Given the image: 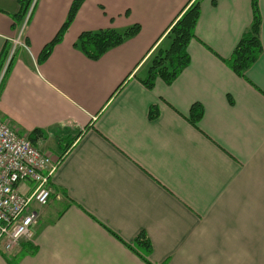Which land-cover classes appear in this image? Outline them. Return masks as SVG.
I'll use <instances>...</instances> for the list:
<instances>
[{"label":"crops","instance_id":"obj_1","mask_svg":"<svg viewBox=\"0 0 264 264\" xmlns=\"http://www.w3.org/2000/svg\"><path fill=\"white\" fill-rule=\"evenodd\" d=\"M74 1L38 0L22 33L19 0H0V54L20 34L26 45L14 52L0 118L21 136L43 132L34 145L60 161L48 204L31 207L33 241L0 244V264H264V0L263 53L245 78L227 60L252 0H200L189 66L153 89L138 76L194 0H85L39 63ZM134 25L139 34L98 61L75 48L86 31Z\"/></svg>","mask_w":264,"mask_h":264},{"label":"trees","instance_id":"obj_2","mask_svg":"<svg viewBox=\"0 0 264 264\" xmlns=\"http://www.w3.org/2000/svg\"><path fill=\"white\" fill-rule=\"evenodd\" d=\"M38 0H19L20 10L14 16L15 24L22 27L31 21ZM85 0H75L69 11L66 22L57 36L43 50L39 63H43L50 56L54 47L63 41L64 35L71 26L81 5ZM253 20L249 29L243 34L234 53L227 60V65L239 77L245 78L246 72L257 62L263 53L260 38L261 14L258 0H252ZM201 17V1L194 0L187 5L181 14L169 26L166 35L158 42L144 63V74L138 76L139 80L148 88L153 89L158 80L171 85L190 64L188 52L191 41L196 39V28ZM140 26L134 25L125 30L114 28L86 31L82 33L75 48L79 49L88 59L98 61L109 50L124 44L128 39L137 36ZM11 47L7 44L0 54V94L4 89L5 81L13 65V57L9 54ZM8 63V64H7ZM4 72L3 76L2 73ZM204 109L200 105H193L190 119L197 125L203 118ZM43 136V132L35 131L29 135L35 144ZM147 242H145L146 244Z\"/></svg>","mask_w":264,"mask_h":264},{"label":"built area","instance_id":"obj_3","mask_svg":"<svg viewBox=\"0 0 264 264\" xmlns=\"http://www.w3.org/2000/svg\"><path fill=\"white\" fill-rule=\"evenodd\" d=\"M13 43L10 57L16 47L26 48L23 40ZM59 164L0 118V244L7 251L33 241L38 214L31 207L48 204L50 181ZM21 184H32L31 194L22 193Z\"/></svg>","mask_w":264,"mask_h":264},{"label":"rangeland","instance_id":"obj_4","mask_svg":"<svg viewBox=\"0 0 264 264\" xmlns=\"http://www.w3.org/2000/svg\"><path fill=\"white\" fill-rule=\"evenodd\" d=\"M194 2V1H193ZM37 3H38V1H37ZM24 27L22 26L21 27V29L20 30H22V33H23V29ZM20 37L18 38L19 39V41L21 40L22 41V39H23V34H20L19 35ZM18 48V47H17ZM11 50H12V48H11ZM1 95V94H0ZM69 143H67V142H64L62 145L64 146V148L68 145Z\"/></svg>","mask_w":264,"mask_h":264}]
</instances>
